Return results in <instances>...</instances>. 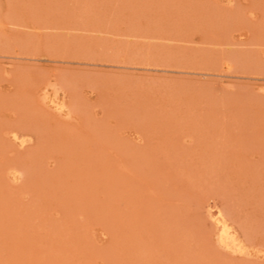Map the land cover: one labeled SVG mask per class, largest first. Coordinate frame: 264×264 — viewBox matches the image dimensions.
<instances>
[{"label": "rangeland", "instance_id": "374dc122", "mask_svg": "<svg viewBox=\"0 0 264 264\" xmlns=\"http://www.w3.org/2000/svg\"><path fill=\"white\" fill-rule=\"evenodd\" d=\"M0 264H264V0H0Z\"/></svg>", "mask_w": 264, "mask_h": 264}, {"label": "bare ground", "instance_id": "6f19581e", "mask_svg": "<svg viewBox=\"0 0 264 264\" xmlns=\"http://www.w3.org/2000/svg\"><path fill=\"white\" fill-rule=\"evenodd\" d=\"M221 217H216L217 221H221L222 222V224L220 226V231H219V233H220L219 234L220 242L224 243L228 247L230 246V248L232 247L234 249L238 248V250H244V245L242 243L243 241H242V239H240V236L237 233V231L233 230V228L231 226L232 225L231 223H230L231 224L230 225L227 221H223L224 219L223 220L220 219Z\"/></svg>", "mask_w": 264, "mask_h": 264}]
</instances>
